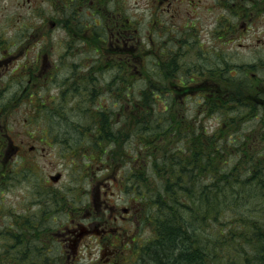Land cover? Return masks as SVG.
I'll return each instance as SVG.
<instances>
[{
  "label": "rangeland",
  "instance_id": "rangeland-1",
  "mask_svg": "<svg viewBox=\"0 0 264 264\" xmlns=\"http://www.w3.org/2000/svg\"><path fill=\"white\" fill-rule=\"evenodd\" d=\"M171 2L173 17L178 21L171 22L169 20L166 0H76L73 2L65 0L63 4L61 0H0V264H93L94 259L89 260L85 257V249L82 250L80 256L70 261L65 249L72 250L71 244H69L71 242L57 238L58 230L62 229L61 227L65 224H72L71 221L75 218L76 213L83 211L84 206L94 209L100 202H106L105 206L99 208V212L103 215L100 218L102 222H105L109 207L115 205L127 207L129 202L125 197V192L128 190L123 191L121 181L126 185L128 179L135 178L132 175L142 174L143 167H139L141 171L134 173L135 170L131 169L129 165L121 167L114 161L110 162V160H87L80 154V161L75 160L76 162H74L72 156L76 152L72 153L70 147L63 144L66 141H58L60 140L59 137L63 138L67 132L72 134V131L69 130L72 125L64 120H59L56 116V119H49L53 121V124L58 122V126L54 124V132L57 136L43 140L42 135L38 134L39 129H41L38 128V125L42 126V122L36 117H42L44 112V117L49 114L53 115L57 108L55 105L60 99L59 96L65 97L63 102L64 107H66L65 116L82 125L89 122L87 119L89 112L84 109H92V111L103 108L109 109L108 99H111L107 94V88L117 83L116 75L112 77V70L115 68L113 64L120 60V55L117 53L121 47L119 43H122L116 34V30L120 26L124 27L122 22L126 19L130 21L131 28L134 30V34L130 36L132 37L130 44L135 46V41L138 40L139 53L143 54L145 58L143 60L145 64L142 63L143 65H141L140 63L135 68L137 80L131 88L137 91L148 89L151 93L152 91L157 92L161 97V92L155 89L156 86L144 87L143 82L147 77L144 76V70L148 69V65L153 66V58H150L151 53L171 52L164 46L179 49L181 44L176 42H183L186 31H192V34L196 33L194 37L197 40H191V44L185 45V52H182L185 54V62L198 66L199 58L201 62H204V59L209 56L210 58L206 60L204 65L211 68L214 65L212 64L214 51H211L209 46H213L215 44L214 39H218V36L223 34L218 32L219 22L223 21L224 24L227 22L220 20V17H229L230 12L227 8L237 7L240 1L237 0V4L233 3L232 6L229 2L222 6L221 0H198L194 4L185 0H171ZM223 8L226 9L223 10ZM72 9L76 15L75 21L76 23L81 22V27L75 30L77 33L67 34L73 26L67 27V16L71 15ZM240 11L238 16L245 14L247 18V15H250L249 12L246 15L247 10L241 9ZM248 19H241L240 25L237 24L240 29L227 34L228 38H233V42L226 45L229 49V53H227L228 55L234 53L233 57L230 56L229 58L237 63L257 64L245 71L253 80V84H248L246 94L249 102L256 103L263 108L264 72L261 66L263 62H259V60L264 61V3L260 5V8L256 6L251 13V18ZM190 21H192L189 25L190 28L185 29L186 22L190 23ZM171 23L178 25L177 29L181 30V35L169 34L173 33L172 30H167L165 27ZM227 25L230 24L225 26L227 27ZM74 27L77 28V26ZM135 37L137 38L135 39ZM68 39L74 42L71 44ZM83 40L85 43H82ZM166 41H171V43L165 45ZM79 43L85 46L83 51L75 52L72 50L70 54L68 51H64L66 48H71V45H74L73 48L80 47ZM86 50L89 54H86ZM112 52L114 53L110 55ZM61 57H64V62H67L58 73L61 87L46 84L44 82V77L47 75L45 74L46 69L41 66V61L59 68V65L64 63L60 60ZM122 58L126 59V57ZM89 63H93L94 66ZM106 63L108 65L111 63L112 68L106 70L105 67H108ZM26 64L30 66L23 68L22 66ZM75 64L80 65L81 68H75ZM24 69L27 74L24 73ZM149 69L155 70L153 67ZM72 71H80L81 73L93 71L102 75L100 78L103 79L105 88L98 87L97 90L105 89L101 100L103 105L96 106L87 98L82 101L79 96L70 98L71 94L68 91L70 93L73 91L69 90L68 87ZM183 72L166 68L161 76L168 81L169 90H166V86L163 87L164 82L163 84L156 83V85L160 86L163 93L167 91L177 93L176 99L181 100L187 93L180 92L178 89L184 80L181 77ZM148 73V77H150L152 70H149ZM189 76L190 80L187 83L193 87L192 80L195 79V76L193 74ZM26 79L32 81L30 85H26L27 92L32 93V90L34 92L29 96L32 105L27 102L26 96L29 94L27 92L22 93ZM38 79L43 81V86L40 82H35ZM171 85L175 87L173 88ZM245 86L247 87V85ZM91 90L92 88L89 89V92ZM227 92H230L229 88ZM139 93L140 96L136 98V94L139 95ZM201 94L195 96V92L184 97L183 104L186 106L187 112L199 107L197 102L201 101ZM83 95L86 96L85 93ZM141 97V92L134 93L133 98L139 99ZM42 100L44 101V111L36 109V114L28 117L29 121L31 119L34 121V125L31 126L30 122L26 123V117L30 116L27 114L33 112L35 110L33 106L35 107L37 102ZM158 107L162 109L163 106L158 105ZM126 108L129 109L130 105ZM122 109H113L116 119L112 125L109 124L107 129L112 128L118 133L122 131L123 134L125 131L130 135L133 131V121L124 117L125 113ZM129 111L130 109L127 110V112ZM232 115H240V113L226 110L223 114L221 108L212 115L203 113L200 123L204 129L208 130V133L215 132L218 128L221 129L224 124L228 133L233 128L229 121ZM89 123L85 128H90ZM227 125L230 126L229 129ZM262 125V120H259V117L249 121L239 120V129L242 128L248 134H255V140L260 134ZM17 146H19L18 149H16ZM256 146L258 145L256 144ZM111 147L114 150L112 152L115 153V157L111 159L115 160L119 149L116 143ZM126 147L129 153L135 152H132L131 147L127 144ZM261 147L258 146L257 148ZM116 167L118 170H111V168ZM107 168H109L108 171L104 170ZM57 173L59 176L56 181H53L51 177ZM146 175L148 174L145 172L144 176L147 180L150 179ZM143 189L147 191L146 187ZM96 193L97 198H95ZM261 197L263 195L259 196L258 194L243 197L247 200V205L242 210L248 215L245 218L250 223H252L250 220L252 213L259 215V217L256 216V220L261 221L262 227L260 228L264 229V217H262L264 216L262 207L264 200ZM146 219V227L141 226L132 235L141 239L137 246L126 242L131 238L130 236L126 235L122 238V241L126 242L120 246L124 252L122 259L127 258L131 262L130 264H133V261H141V250H144L147 244L152 243L155 238V226L150 215L147 214ZM197 234L202 240L206 239V234L203 232L197 231ZM210 234L212 235V232ZM238 241L235 240L234 244L236 245ZM239 242L240 244L243 243L245 247L243 248L239 244L232 247L235 250H240L239 247L244 250L245 253L241 250L242 253H236V258L240 263H243L245 256L257 252L255 249L257 243L252 240ZM194 245L197 247L204 245V243ZM92 250L93 252L89 255L95 257L98 264H103L104 261L97 258L100 256V249L95 247ZM193 251L197 250L194 249ZM198 252L203 254L204 247ZM133 257L135 260L132 259ZM260 257L261 262H264V253ZM224 259L225 264L231 263L228 256L225 255ZM207 262L203 259L202 264H207ZM208 263L213 264L212 262ZM142 264L152 263L148 261V257H145Z\"/></svg>",
  "mask_w": 264,
  "mask_h": 264
},
{
  "label": "trees",
  "instance_id": "trees-1",
  "mask_svg": "<svg viewBox=\"0 0 264 264\" xmlns=\"http://www.w3.org/2000/svg\"><path fill=\"white\" fill-rule=\"evenodd\" d=\"M64 1L61 0V3L63 4ZM73 1L76 0H70V2ZM192 1V4L198 2V0ZM236 1L221 0V4L223 6L229 2L232 6L233 3L237 4ZM239 1L237 7L227 8L230 12L229 17H224L226 19L220 17V20H226V24L230 25L226 27L223 21L219 22L218 32L223 34H220L218 39H214L213 46H209V49L214 51L212 54L214 65L211 68L204 65L210 58L209 56L204 59V62H201L199 58L198 66L185 62V54L182 53L185 52V45L191 44V40H197L194 37L196 33L192 34V31H186L183 42H176L181 44L179 49L164 46L165 49L176 52L163 51L160 54L154 52L150 55V58H153V66L148 65V69L153 67L155 70L149 69L152 70L150 77H148L149 70H144L147 77L145 76L143 85L144 87L156 86L155 89L161 92V97L157 92L152 91L151 93L148 89L137 91L131 88L135 85L137 78L133 77L134 71L131 70L130 65L136 68L137 64L142 65V59H144L143 54L136 50L139 48L137 44L139 41L136 40L134 46L136 52L132 56L134 63L133 61L132 63L119 61L114 64L116 66L113 68L112 77L116 75L117 83L107 88V94L111 99H108L109 109L103 108L97 111L84 109L89 112L87 119L91 122L82 125L65 116L66 107L63 103L65 97L59 96L60 99L55 105L57 108L53 115L49 114L50 116L44 117V112L42 117H36L42 122V126L38 125V128H41L38 134L42 135L43 140L57 136L54 132V124L58 126V122L53 124V121L49 119L57 117L72 125L69 129L72 134L67 132L66 136L56 140L66 141L63 144L70 147L72 153L76 152L72 156L74 162L75 160L80 161V154L87 160H110L121 167L129 165L135 170L134 173L141 171L139 167H143L142 174L132 175L135 178L128 179L126 185L121 181L123 191H129L125 192L129 196L128 200L144 205L155 226V238L142 250L141 261L138 264H142L145 257H148V261L152 264H202L203 259L213 264H225V255L230 258V264H264L260 257L264 253V229L260 228L262 227L261 221L256 220V216L259 217V215L252 213L250 219L252 223H250L245 218L248 215L242 210L247 205V200L243 198L247 195H263L261 199L264 200V146L261 147L264 145V107L249 102L246 94L248 84H253V80L245 71L257 64H240L233 61L229 57H233L234 53L228 55L229 49L226 47L227 44L233 42V38H228L227 34L240 29L237 24L240 25L239 22L244 16V14L238 16L240 10H247L246 15L247 12L250 13L244 19L251 18L255 7L260 8L264 0ZM73 12L72 9L70 13ZM168 14L171 22L178 21L173 17V12H168ZM192 21L186 22L185 29L190 28ZM177 27L176 23H171L165 28L172 30L173 33L169 34L179 36L181 30L179 31ZM169 43L171 41H166L165 45ZM259 62H263L261 66L264 72V61L259 60ZM109 68L112 67L108 65L106 70ZM166 68L184 71L181 76L184 80L178 87L180 92L188 93L195 90L202 92L201 101L197 102L198 108L187 112L183 104L184 99L177 100V93L174 94L172 91L163 93L160 86L156 85V83L163 84L164 82L163 87L166 86V90H169L168 81L161 76ZM191 74L195 76L192 80L195 83L193 87L187 83ZM101 76L100 73L91 71L72 77L68 87L73 91L72 93L68 91L71 94L70 98L79 96L82 101L87 98L96 106L101 105L103 90H105H97L98 87L105 88ZM25 81L23 94L27 92L26 85H29L27 79ZM228 88L230 92H227ZM137 92L142 94L139 99L133 98L134 93ZM27 93L29 94L26 96L27 102L32 105L29 96L34 92ZM137 96H140V93L136 94V98ZM128 105H130L129 112L126 108ZM158 105H162V109H159ZM43 106V100L37 102L36 106H33L35 110L27 114L30 116L26 117V123L30 122L31 126L34 125V121L32 119L29 121L28 117L36 114V109L44 111ZM221 108L223 114L226 110H233L239 112L240 115L230 117L229 121L233 125L230 132H226L223 124L221 129L218 128L215 132L208 133V130L204 129L200 123L202 114L212 115ZM113 109L124 110V117L133 121V131L130 135L125 131L126 135L122 131L118 133L112 128L107 129L109 124L112 125L116 119ZM256 117L262 120L263 125L255 140V134H248L242 128L239 129V120L249 121ZM88 123L90 128H85ZM227 128L229 129L230 126L227 125ZM115 143L119 153L116 154L115 160H112L115 153L111 146ZM126 144L131 147L132 152H135L129 153ZM256 144L261 148H257ZM86 152H88L87 155ZM108 169L104 170L108 171ZM111 170L118 169L116 167ZM145 172L150 179L147 180L144 176ZM144 187L147 191L143 189ZM262 207L264 209V205ZM197 231L206 234V239L202 240ZM235 240L256 242L257 252L248 254L244 262L240 263L236 258V253H245L241 249L245 246L239 241L235 245ZM202 243L204 245L197 247L194 245ZM238 244L242 252L234 249ZM203 247L204 253L202 254L198 250L201 251ZM194 249L197 251H193Z\"/></svg>",
  "mask_w": 264,
  "mask_h": 264
},
{
  "label": "flooded vegetation",
  "instance_id": "flooded-vegetation-1",
  "mask_svg": "<svg viewBox=\"0 0 264 264\" xmlns=\"http://www.w3.org/2000/svg\"><path fill=\"white\" fill-rule=\"evenodd\" d=\"M185 1H188V3L190 4L193 3L192 0H185ZM171 3H172L171 0H166L167 12H173L171 8ZM67 19H68L67 27H69V25H73L71 27V30L68 29L69 32H67V34L77 33L75 30L81 27V22L76 23L75 21L76 16H73V15H68ZM122 23H123L122 26L124 27H121L120 29L117 28L116 34L125 39H129L130 38L129 36L134 34V30H132L130 26V21L128 19L124 20V22ZM74 26H77V28ZM92 29H94V27H92ZM68 42L72 43V40L68 39ZM72 50H74L75 52H79L81 48L79 47L78 48H66V50L64 51H68L70 54ZM60 60L64 62L65 58L61 57ZM36 61L39 62V60H36ZM66 63L67 62H64L59 65V68L58 67L55 68V66H52L50 63L46 64L41 61V66L45 67L46 69L45 71H48V68L51 67L49 72H51L52 75L48 79L49 74H47V77H45V82L46 83L51 82L55 86H60L59 85L60 79L58 78V73L61 69H63V66ZM89 64L93 65V63H89ZM74 67L81 68L80 65H76V64L74 65ZM78 72L81 73L80 71H72L71 77L69 78V80H71L72 77L79 74ZM18 148L19 146L16 147V149ZM104 194L107 195V193L105 192ZM95 198H97V193L95 195ZM128 202L129 204L127 205L129 207L128 206L120 207L119 205L109 207L107 209L109 210V213L104 220L105 222H102L100 219L103 215L101 212H99V208L100 206H103V205L105 206L106 202L104 203L100 202L94 209L90 207L86 208L84 206L83 211L76 213L75 218L71 221L72 224L70 225L65 224L61 227L62 229L58 230V233L56 235L57 238L66 239L71 242L69 244H71L72 250L67 249L65 247L67 257L70 259V261L80 256L82 250L85 249L84 250L86 253L85 257L89 260L94 259L93 264H98L97 259L93 257L92 255H89V253L93 252L92 249L97 247L100 249V256H98L97 258L98 259L100 258L101 261H104L103 264H119V263L120 264H130L131 263L129 262L127 258L122 259V257H124V252L123 250L120 249V246L126 242L131 243L133 246H137L138 243L141 241V239H137L135 236H132V235L134 234V231L140 228L141 226L144 228L146 227L147 219H146V208L144 205L140 203L139 205L133 200L128 201ZM77 217H80V218L76 219ZM3 225L5 226V224ZM126 235L130 236L131 238L127 240L126 242L122 241L123 240L122 238H124ZM92 238H94V241H92ZM120 259L122 260L120 261ZM132 259H134V257ZM133 264H138V261H133Z\"/></svg>",
  "mask_w": 264,
  "mask_h": 264
},
{
  "label": "water",
  "instance_id": "water-1",
  "mask_svg": "<svg viewBox=\"0 0 264 264\" xmlns=\"http://www.w3.org/2000/svg\"><path fill=\"white\" fill-rule=\"evenodd\" d=\"M55 179H57V178H55Z\"/></svg>",
  "mask_w": 264,
  "mask_h": 264
},
{
  "label": "bare ground",
  "instance_id": "bare-ground-1",
  "mask_svg": "<svg viewBox=\"0 0 264 264\" xmlns=\"http://www.w3.org/2000/svg\"><path fill=\"white\" fill-rule=\"evenodd\" d=\"M51 205V204H50Z\"/></svg>",
  "mask_w": 264,
  "mask_h": 264
}]
</instances>
